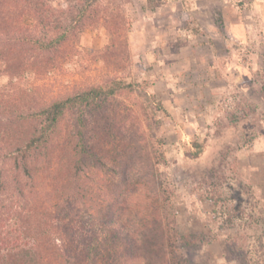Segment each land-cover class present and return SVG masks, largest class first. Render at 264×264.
<instances>
[{
  "label": "trees",
  "instance_id": "obj_1",
  "mask_svg": "<svg viewBox=\"0 0 264 264\" xmlns=\"http://www.w3.org/2000/svg\"><path fill=\"white\" fill-rule=\"evenodd\" d=\"M56 1L0 0V264H190L171 242L163 154L149 133L169 113L154 95L124 103L149 83L112 77L49 99L16 82L61 68L78 32L101 19L112 43L94 59L130 68L120 3ZM194 145L191 159L205 150Z\"/></svg>",
  "mask_w": 264,
  "mask_h": 264
},
{
  "label": "rangeland",
  "instance_id": "obj_2",
  "mask_svg": "<svg viewBox=\"0 0 264 264\" xmlns=\"http://www.w3.org/2000/svg\"><path fill=\"white\" fill-rule=\"evenodd\" d=\"M114 1L127 22L130 68L94 59L112 43L101 19L78 32L61 68L16 82L50 99L112 77L147 81L124 103L154 95L169 113L149 133L163 154L169 200L159 202L177 255L190 264H264V0ZM194 143L205 150L191 159Z\"/></svg>",
  "mask_w": 264,
  "mask_h": 264
},
{
  "label": "crops",
  "instance_id": "obj_3",
  "mask_svg": "<svg viewBox=\"0 0 264 264\" xmlns=\"http://www.w3.org/2000/svg\"><path fill=\"white\" fill-rule=\"evenodd\" d=\"M224 23H225V20H224ZM200 31H201V29H200ZM188 34H189V30H188V33H187V35H188ZM199 35H200V32H199V34H197V36H196V37H198ZM211 36H212V35H211ZM211 36H210V38H212ZM208 38H209V37H207V39H208ZM195 39H196V38H195V36L193 35V38H192V40H193V41H195ZM212 39H214L215 41L217 40V39H215L214 37H213Z\"/></svg>",
  "mask_w": 264,
  "mask_h": 264
}]
</instances>
